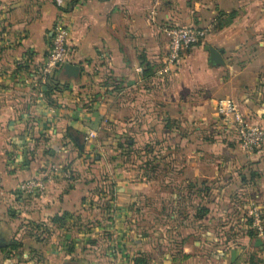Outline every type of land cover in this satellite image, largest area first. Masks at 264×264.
Masks as SVG:
<instances>
[{
  "label": "crops",
  "instance_id": "obj_1",
  "mask_svg": "<svg viewBox=\"0 0 264 264\" xmlns=\"http://www.w3.org/2000/svg\"><path fill=\"white\" fill-rule=\"evenodd\" d=\"M55 24L76 72L43 70ZM166 24L207 28L168 66ZM224 97L264 127V0H0V264H132L160 237L152 264H264V233L242 221L256 209L264 224V140L239 147ZM30 177L42 191L19 188ZM107 182L109 225L74 231L67 212Z\"/></svg>",
  "mask_w": 264,
  "mask_h": 264
},
{
  "label": "built area",
  "instance_id": "obj_2",
  "mask_svg": "<svg viewBox=\"0 0 264 264\" xmlns=\"http://www.w3.org/2000/svg\"><path fill=\"white\" fill-rule=\"evenodd\" d=\"M162 31L166 38V49L162 63L164 66H168L176 61L183 50L201 41L207 33V28L166 24L162 27ZM66 34L67 32L63 25H54L49 38V49L43 68L44 72L62 67L67 62ZM214 107L223 123L234 129L239 147L245 153H251L263 142L264 127L246 122L237 109L236 102L231 97L217 99ZM19 188L25 193H38L43 189V182L41 179L29 178L22 180ZM250 225L257 236L263 235V219L256 209L252 211Z\"/></svg>",
  "mask_w": 264,
  "mask_h": 264
},
{
  "label": "trees",
  "instance_id": "obj_3",
  "mask_svg": "<svg viewBox=\"0 0 264 264\" xmlns=\"http://www.w3.org/2000/svg\"><path fill=\"white\" fill-rule=\"evenodd\" d=\"M178 26V25H174ZM49 49V46H48ZM48 53V50H47ZM49 89L51 88L50 85H47ZM53 86V85H52ZM55 86V85H54ZM51 100L49 99V103ZM51 103H54L53 101ZM166 121V120H165ZM171 127V126H170ZM167 127L166 125L162 128V132L165 136V140L168 145H175V146H185L184 144L187 142L186 140H183L182 134L178 131L172 130L173 127ZM144 158H140L139 156L135 155L134 153L129 155L128 158L125 161V170L129 173V182L136 184L139 182V169L142 164H144L145 161ZM85 164L90 165L92 164L89 160L85 161ZM65 167V165H62L61 167ZM35 178V177H30ZM29 179V178H26ZM25 180V179H23ZM110 184L107 182L105 185V190L100 191V186H98V183L96 185V191L102 193L103 195L96 199L93 206L91 205H81L78 207L75 211L67 212V217L72 220V229L74 231H84L89 228H93L95 226H101L106 227L110 223V217H109V206L107 205V194H110L109 191ZM81 200H84V197H81ZM204 210H206L204 208ZM66 214V213H65ZM60 221V223L64 222V218L58 217L57 215L53 217V220ZM243 223L246 225H250L251 220L249 218H242ZM249 228V227H248ZM254 232L252 229H248L246 231L247 235H252ZM98 240L100 242H104L108 240V235L99 233ZM132 240V239H131ZM166 239L160 237L157 238L156 242L152 241H137L138 247L141 249V253H138L132 258V264H152L155 261H166L165 259V252L162 251L160 244L165 241ZM123 246H127L124 244ZM73 250V247H67L66 251L71 253ZM85 259L89 262H91L92 259H89L88 257H85ZM100 262L99 260H97ZM96 261V262H97ZM97 262V263H98ZM108 262V261H106ZM108 264V263H107Z\"/></svg>",
  "mask_w": 264,
  "mask_h": 264
},
{
  "label": "rangeland",
  "instance_id": "obj_4",
  "mask_svg": "<svg viewBox=\"0 0 264 264\" xmlns=\"http://www.w3.org/2000/svg\"><path fill=\"white\" fill-rule=\"evenodd\" d=\"M135 203H133V206H131V210L132 211H134L135 210ZM144 223V222H143ZM151 223L150 222H147V223H144L143 225L144 226H149ZM150 230V229H149ZM121 244H122V242L120 243V240L119 241H116L115 242V245L114 246H112L113 248H112V250L110 251V253H111V256L112 257H114V262L116 261V258H119L118 256H117V254H120V253H122L121 252ZM111 245H113V244H111ZM116 257V258H115ZM112 260V261H113ZM113 263V262H112ZM119 263V262H118ZM118 263H116V264H118ZM122 262H120L119 264H121Z\"/></svg>",
  "mask_w": 264,
  "mask_h": 264
},
{
  "label": "water",
  "instance_id": "obj_5",
  "mask_svg": "<svg viewBox=\"0 0 264 264\" xmlns=\"http://www.w3.org/2000/svg\"><path fill=\"white\" fill-rule=\"evenodd\" d=\"M214 57H217L216 54L213 55ZM62 68L66 71V72H69V73H73V72H76L77 71V67L74 66V65H71L69 63H64L62 65ZM263 119H264V115H263Z\"/></svg>",
  "mask_w": 264,
  "mask_h": 264
}]
</instances>
